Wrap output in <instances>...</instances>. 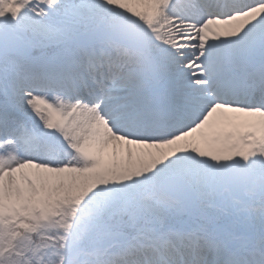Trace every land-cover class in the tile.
Here are the masks:
<instances>
[{
	"label": "snow or ice",
	"instance_id": "6c2138e0",
	"mask_svg": "<svg viewBox=\"0 0 264 264\" xmlns=\"http://www.w3.org/2000/svg\"><path fill=\"white\" fill-rule=\"evenodd\" d=\"M0 264H264V0H0Z\"/></svg>",
	"mask_w": 264,
	"mask_h": 264
}]
</instances>
